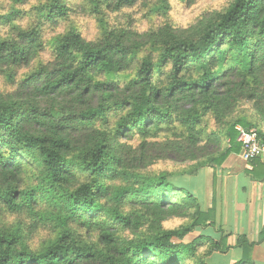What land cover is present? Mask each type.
<instances>
[{
	"label": "trees",
	"instance_id": "trees-1",
	"mask_svg": "<svg viewBox=\"0 0 264 264\" xmlns=\"http://www.w3.org/2000/svg\"><path fill=\"white\" fill-rule=\"evenodd\" d=\"M138 1L84 0L81 11L98 26L93 42L72 24L44 39L45 26L57 28L74 12L68 0L40 1L24 28L13 22L22 13L15 6L0 14V27L13 32L0 37V76L13 81L30 67L14 92L0 95V210L30 211V231L51 218L57 227L37 252L24 228L0 229V264H206L229 251L228 236L185 242L215 221L182 176L194 179L239 155L236 126L256 130L264 144V0H232L182 30L109 24L104 8ZM166 7L157 0L151 16ZM160 161L186 167L149 174ZM31 167L36 186L25 185ZM37 192L54 208L43 219L33 212ZM72 219L95 227L96 240L82 241ZM170 219L184 223L166 229ZM237 246L244 254L236 264H246L244 236Z\"/></svg>",
	"mask_w": 264,
	"mask_h": 264
},
{
	"label": "rangeland",
	"instance_id": "rangeland-1",
	"mask_svg": "<svg viewBox=\"0 0 264 264\" xmlns=\"http://www.w3.org/2000/svg\"><path fill=\"white\" fill-rule=\"evenodd\" d=\"M40 1L43 0H24L22 3H14V0H0V14L9 15L12 13V8H18L22 13L19 17H15L13 22L16 26L26 27L33 22L32 9ZM84 0H68L69 5L74 9V12L70 15L66 22L61 23L57 28L51 29L49 26L44 27L43 37L48 39L53 35L59 34L64 31L70 24L75 26L81 33L82 37L90 42L97 40L98 38V26L95 20L81 11V6ZM157 0H139L133 7L124 8L120 11H112L110 8H104L107 21L111 26H119L121 28H127L137 33H143L148 30L158 28L165 24H169L175 29H188L196 25L202 19H205L215 13L223 12L232 0H167V7L163 14L151 16L149 11L150 7L156 3ZM16 8H15V7ZM34 15V14H33ZM13 32L10 29V25L0 27V37H7L12 35ZM50 58V53L45 51L41 60L47 61ZM30 68V67H29ZM29 68L20 69L13 81L6 80L3 76H0V95H7L16 90L21 76L28 72ZM250 111V105H245ZM250 114H252L250 112ZM100 126L98 123L96 127ZM186 164H178L172 161H160L155 165L147 169L149 174L159 173L162 171L178 172L182 168H185ZM189 183V176H182ZM178 176V180L182 178ZM39 180V172L34 167L29 168L25 173V185L36 186ZM114 187L122 184L121 180L113 182ZM192 183L197 186V179H192ZM36 206L33 208V212L42 216V219L48 217L54 208L50 204L45 202L44 196L36 193ZM39 202V204H38ZM30 211L23 210L20 213L8 212L5 208L0 210V229L8 227H19L25 229V242L32 252H37L41 249L49 240H51L57 230L56 219L51 218L50 221H42L38 223V227L31 230V225L36 217H31ZM39 220V219H37ZM68 222L70 229L74 230L82 241L93 242L96 240L97 231L95 227L86 228L77 224L76 222ZM184 223L182 219H170L164 223L166 229H173ZM56 229V230H55ZM30 231V232H29ZM196 231L189 234L184 240L185 242H191L196 240ZM177 243V241H175ZM194 264V261H192ZM221 264V262H217Z\"/></svg>",
	"mask_w": 264,
	"mask_h": 264
},
{
	"label": "crops",
	"instance_id": "crops-1",
	"mask_svg": "<svg viewBox=\"0 0 264 264\" xmlns=\"http://www.w3.org/2000/svg\"><path fill=\"white\" fill-rule=\"evenodd\" d=\"M257 161L245 163L231 154L220 167L204 169L196 177L198 197L204 209H213L215 221L197 229V237L218 241L228 236L230 246L225 254H212L206 264L238 263L244 254L237 246L240 236L250 246L246 264H264V159Z\"/></svg>",
	"mask_w": 264,
	"mask_h": 264
},
{
	"label": "built area",
	"instance_id": "built-area-1",
	"mask_svg": "<svg viewBox=\"0 0 264 264\" xmlns=\"http://www.w3.org/2000/svg\"><path fill=\"white\" fill-rule=\"evenodd\" d=\"M236 141L240 145L239 158L249 163L255 159H264V144L261 142L256 130H247L241 126H236Z\"/></svg>",
	"mask_w": 264,
	"mask_h": 264
}]
</instances>
